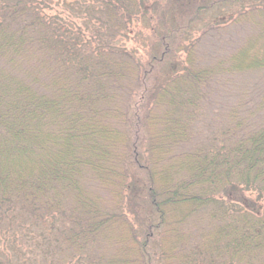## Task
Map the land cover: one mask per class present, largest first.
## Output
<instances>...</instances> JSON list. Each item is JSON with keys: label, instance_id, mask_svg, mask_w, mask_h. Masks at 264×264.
<instances>
[{"label": "trees", "instance_id": "1", "mask_svg": "<svg viewBox=\"0 0 264 264\" xmlns=\"http://www.w3.org/2000/svg\"><path fill=\"white\" fill-rule=\"evenodd\" d=\"M149 1L0 0V264H264V91L224 117L208 86L264 72V20L173 62L193 16L155 24Z\"/></svg>", "mask_w": 264, "mask_h": 264}, {"label": "rangeland", "instance_id": "2", "mask_svg": "<svg viewBox=\"0 0 264 264\" xmlns=\"http://www.w3.org/2000/svg\"><path fill=\"white\" fill-rule=\"evenodd\" d=\"M157 2L163 3L164 6L162 7L163 4H161L160 8L153 11L155 24H157L156 20L160 18L169 20L167 21L168 25L176 27L182 25L187 17L193 16L188 29L189 34L179 38L181 42L173 62L181 61L187 56L184 48L190 47L200 64L210 66L233 53L253 33V25L264 20V0H157ZM148 7L151 6L148 5ZM163 9H167L165 16H162V13L165 12ZM193 11H196L197 14ZM149 15H152L150 11L145 14V18H142L140 14L135 16L133 24L130 26L132 28H130L132 32L130 34L136 32L137 28L149 25L146 20ZM137 38L135 36L132 38L133 40L127 39V47H138L137 41L139 40ZM139 44V52H136L135 55L140 58L141 62L146 61L149 55L159 54H157V44L150 42L145 45L141 42ZM144 50L148 51L144 53ZM173 62L164 59L158 64V67L151 71V82L166 76L170 72ZM208 86L216 94L214 96L213 93L211 95L209 93V99L213 102V104L211 103L213 112L222 113L221 115L225 117L226 109L230 107V104H239L237 102L240 100L241 104L246 103V106H250L258 102L257 95L264 91V72L244 79L237 75H222L215 77ZM209 116L211 117L212 113ZM198 123L199 125L203 124L202 121ZM143 199L141 197L130 202L127 201V204L125 203L122 207V214L136 223L137 216L146 214L145 205L147 203H144Z\"/></svg>", "mask_w": 264, "mask_h": 264}]
</instances>
